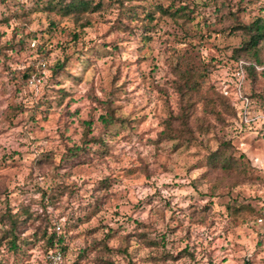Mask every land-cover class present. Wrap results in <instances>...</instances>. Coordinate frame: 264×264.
I'll return each mask as SVG.
<instances>
[{
  "label": "rangeland",
  "instance_id": "obj_1",
  "mask_svg": "<svg viewBox=\"0 0 264 264\" xmlns=\"http://www.w3.org/2000/svg\"><path fill=\"white\" fill-rule=\"evenodd\" d=\"M45 3L0 0V211L6 197L12 211L31 213L29 240L44 216L59 224L66 264L107 256L115 264H264V76L254 85L247 77L246 92L257 95L222 126L244 171L208 167L217 142L196 129L199 105L192 140L157 139L168 110L179 108L180 70L209 63V82L223 91L232 84L230 56L243 39L234 28L264 19V0H103L78 17ZM159 5L200 17H172ZM107 106L125 119L109 135ZM85 134L106 145L89 143L86 155L64 160ZM45 255L35 240L19 256L2 251L0 264H47Z\"/></svg>",
  "mask_w": 264,
  "mask_h": 264
},
{
  "label": "trees",
  "instance_id": "obj_2",
  "mask_svg": "<svg viewBox=\"0 0 264 264\" xmlns=\"http://www.w3.org/2000/svg\"><path fill=\"white\" fill-rule=\"evenodd\" d=\"M112 2L123 5V0H112ZM103 5V0H46L43 7L48 11H55L64 16L73 15L78 17L85 12L98 11L103 8ZM38 7L41 6L38 5ZM158 9L161 13L172 17L181 16L185 19L200 17L186 6L169 10L159 5ZM131 10L132 16H135L136 12L133 9ZM145 16L152 18L150 11H145ZM234 29L241 30L243 39L241 44L232 50L230 57L233 60V70L231 72L234 73V70L238 68V63L241 62L243 78L239 81L233 74L232 84H227L228 94H226L222 89H217L212 82H209L211 67L209 63H203L202 68L186 67V69L180 70L178 78L173 83V87L180 97L179 108L176 112L168 110V114L161 121L163 128L158 133L157 139L159 141L176 140L179 143L192 140L194 137L193 124L196 122L195 109L199 105L206 118L199 119L196 123V129L201 132H212L217 142L216 148L208 152L206 164L210 169L230 172L238 169L241 172L245 169V164L241 158L243 155H234L231 140L224 138L222 135V126L226 125L229 120L240 119L241 112L244 110L242 105L240 106V99L236 96L238 89L243 97L248 99V108L252 98L257 95L253 91L247 93L245 84L247 77L254 85L259 76H264V54L262 53L263 47L260 44L264 41V19L256 18L248 24L237 23ZM66 62L67 58L57 60L51 67L52 72L64 70ZM239 82H241L240 85ZM207 115H210L212 120L210 118L208 120ZM101 121L104 133L109 135V126L116 122L123 123L125 119L117 116L113 107L107 106ZM85 124L89 126L90 122L86 121ZM89 143L106 145L101 135L95 138H87L85 134L81 145H72L67 148L65 156L68 158L66 157L64 160L80 159L86 155L88 152L85 145ZM48 157L49 154H46L45 159L47 161L50 159ZM44 194L46 195V192L43 193L42 198H45ZM6 199L5 197L0 211V253L6 250L19 256L23 251V247L35 240L42 242L45 254L57 247L61 250L65 248L63 244L64 235L59 232L60 230H56V223L52 222L48 216H44L43 221L35 226L31 236L32 240H29L27 236H22L28 220L33 215L26 211L22 213L12 211ZM239 209H242V207ZM42 213L45 215V210ZM140 236L144 237L148 246L158 244V241L148 238L145 234H140ZM103 248L109 250L106 244ZM121 251L125 256L130 257L127 246H124ZM103 262L105 264H115L109 256Z\"/></svg>",
  "mask_w": 264,
  "mask_h": 264
},
{
  "label": "built area",
  "instance_id": "obj_3",
  "mask_svg": "<svg viewBox=\"0 0 264 264\" xmlns=\"http://www.w3.org/2000/svg\"><path fill=\"white\" fill-rule=\"evenodd\" d=\"M238 68H236L234 70V75L235 77H237V80H241L243 78V70L241 68V62L238 63ZM241 84V82H239V85ZM238 85V86H239ZM224 92L226 94H228V90L227 88L224 89ZM236 96L238 99H240L242 107L244 108V111L247 108L248 105V99L246 97H243L242 93L239 91V89L237 90ZM259 221L261 222L262 219L259 218ZM60 225L56 223V230H60ZM46 261L48 264H64L65 263V256H64V252L60 249V248H54L49 250L46 255H45Z\"/></svg>",
  "mask_w": 264,
  "mask_h": 264
},
{
  "label": "water",
  "instance_id": "obj_4",
  "mask_svg": "<svg viewBox=\"0 0 264 264\" xmlns=\"http://www.w3.org/2000/svg\"><path fill=\"white\" fill-rule=\"evenodd\" d=\"M245 264H249V262H248V259L246 258V262H245Z\"/></svg>",
  "mask_w": 264,
  "mask_h": 264
}]
</instances>
